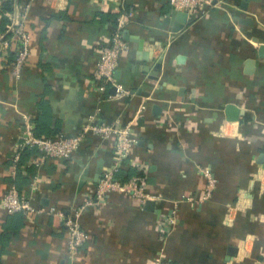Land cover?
Listing matches in <instances>:
<instances>
[{
  "label": "crops",
  "instance_id": "0c3cea01",
  "mask_svg": "<svg viewBox=\"0 0 264 264\" xmlns=\"http://www.w3.org/2000/svg\"><path fill=\"white\" fill-rule=\"evenodd\" d=\"M16 10L30 36L17 76ZM181 13L166 0H0V199L13 185L35 208L69 212L113 165L115 143L87 134L67 161L34 167L38 153L25 151L12 167L25 117L41 137L133 120L131 157L153 197L89 208L75 253L57 216L0 208V264H264V0H226L174 32ZM118 28L123 95H102L96 64ZM203 169L217 181L208 200ZM171 212L161 236L157 216Z\"/></svg>",
  "mask_w": 264,
  "mask_h": 264
},
{
  "label": "built area",
  "instance_id": "2783aa9c",
  "mask_svg": "<svg viewBox=\"0 0 264 264\" xmlns=\"http://www.w3.org/2000/svg\"><path fill=\"white\" fill-rule=\"evenodd\" d=\"M226 0H166L169 6L178 12L188 15L196 14L199 17L206 16L210 10ZM28 5L24 6V12ZM19 13L13 17L8 30L14 34L18 46L12 61V73L21 74L27 59L30 56V36L24 27L26 13ZM121 26V24H120ZM121 28L115 31L111 43L104 47L101 52L100 60L96 64L94 80L95 88L102 95L106 94L108 89L114 87L117 90V96L123 95L121 84L116 80L118 61L123 52L129 49L128 43L122 38ZM22 125L19 141L13 151L11 165L17 168L22 159L23 152L36 151L38 154L32 159L31 164L34 167H40L47 160H69L78 150L84 140L85 135L91 134L105 140H112L115 143L113 165L106 168L95 185H91V190L84 195L82 205L73 208L69 212L59 211L55 208H49L47 211L35 208L30 197L22 194L15 186H10L6 193L0 199V208L8 214H48L57 216L62 220L63 227L67 232L68 248L70 252L75 253L88 241V235L82 229L80 218L89 208L99 207L110 194H119L140 204L151 200L153 197L148 191L144 176L140 174L144 171V166L139 164L131 157L132 148L136 143L134 136L133 120H117L114 123H87L81 133L75 136H48L41 137L36 135L33 124L25 117ZM136 169L137 174L129 177V170ZM122 176H119V172ZM206 178V193L203 200H208L216 186V178L208 169L201 172ZM34 182L31 183L33 187ZM90 187V186H89ZM176 216L174 212L170 214H160L157 216V228L161 236L169 235L176 225ZM152 264H169L156 256Z\"/></svg>",
  "mask_w": 264,
  "mask_h": 264
},
{
  "label": "water",
  "instance_id": "95a60500",
  "mask_svg": "<svg viewBox=\"0 0 264 264\" xmlns=\"http://www.w3.org/2000/svg\"><path fill=\"white\" fill-rule=\"evenodd\" d=\"M187 18V14L186 13H181L180 14V17H179V24L178 25H175L174 27H173V31L174 32H176V31H179L180 29H181V27H182V25H181V23H183L184 21H185V19ZM155 67H156V69H158V70H160V68H161V63L159 62V63H157L156 65H155ZM97 179V178H96ZM82 183V182H81Z\"/></svg>",
  "mask_w": 264,
  "mask_h": 264
}]
</instances>
